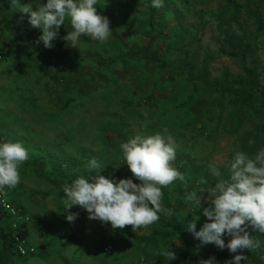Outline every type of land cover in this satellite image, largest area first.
Segmentation results:
<instances>
[{"label":"rangeland","instance_id":"rangeland-1","mask_svg":"<svg viewBox=\"0 0 264 264\" xmlns=\"http://www.w3.org/2000/svg\"><path fill=\"white\" fill-rule=\"evenodd\" d=\"M97 11L109 18L114 31L103 43L81 36L75 52L60 38L50 49L37 45L39 36L25 32L30 25L25 14L15 13L16 23L0 30V49H8L0 62V136L21 142L29 152L19 169L21 182L9 189L10 198L27 210L30 224L35 225L34 241L28 238L35 253L12 264L179 261L177 255L168 259L170 247L159 253L166 247L164 235L170 238L168 245L185 247L178 234L162 226L112 229L110 224L88 219L78 205L68 209L77 218L66 220L63 186L87 174L90 158L100 162L106 148L135 134L163 135L162 129L167 128L175 138L177 156L172 164L184 181L163 188L172 193L180 184L194 185V167L208 168L215 161L226 168L238 150V136L227 134L219 123L216 100L202 97L204 107L193 104L183 92L191 89L182 76L174 83L159 79L158 66L134 57L132 50H141L142 55L158 52L181 74L197 76L206 64L210 77L216 79L225 70L244 72L239 51L233 49L240 44L264 87V32L257 31L252 9L246 5L164 0L162 8H152L150 0H101ZM260 11L264 21V8ZM62 26L59 30L66 32L71 25L66 20L63 30ZM112 166L101 174L140 182L123 163V155ZM180 213L192 219L199 212L183 206ZM185 235L195 242L191 232L185 230Z\"/></svg>","mask_w":264,"mask_h":264},{"label":"clouds","instance_id":"clouds-1","mask_svg":"<svg viewBox=\"0 0 264 264\" xmlns=\"http://www.w3.org/2000/svg\"><path fill=\"white\" fill-rule=\"evenodd\" d=\"M101 0H9L11 8L26 14L30 26L40 30L36 44L54 47L61 25L67 20L72 30L62 37L69 47L79 48L80 37L106 42L112 29L109 19L97 11ZM36 4V8H33ZM152 8H162L164 0H150ZM153 134L138 133L122 142L119 147L126 163L139 183L132 178H113L101 174L104 165L90 158L85 165L87 174L76 176L61 189L66 220L73 222L77 216L68 212L78 205L88 213V219L110 224L112 229L132 230L147 228L160 220V214H171L163 206L162 189L174 181H184V175L173 166L177 156L175 138L167 128ZM248 143L255 144L250 138ZM29 159L26 147L18 141L0 139V191L16 187L21 182L20 166ZM227 178L222 166L209 162L208 169L216 180L198 190L189 191L185 201L200 205L206 221L197 230L196 220L187 222V230L201 245L213 244L234 254L224 264H244L250 252L264 250V241L250 236L248 227L264 235V146L255 154L236 150L227 165ZM207 206H203V205ZM230 239L225 243L223 237ZM171 251V250H170ZM168 259H175L171 251ZM201 260L199 264H208Z\"/></svg>","mask_w":264,"mask_h":264},{"label":"trees","instance_id":"trees-1","mask_svg":"<svg viewBox=\"0 0 264 264\" xmlns=\"http://www.w3.org/2000/svg\"><path fill=\"white\" fill-rule=\"evenodd\" d=\"M44 1L46 2V0ZM225 1L229 4L235 5L236 7H239L240 5H246L249 7V9H252V11L249 12L250 15L256 20L258 25L257 31L264 32V21L261 17L260 11L261 8H264V0ZM2 19V21H4L5 17ZM24 28L25 32L29 36L40 35V30L34 29L30 25H27ZM63 28L64 25L62 26V30ZM110 28L112 31H114L111 22ZM71 30V26L67 28L66 32H61V30H59L57 38H60L64 44L68 45L67 42L62 39V37H64L67 32ZM235 48L239 51V53H237L242 58L244 72L241 74H233L230 71L225 70L222 72L220 77L216 79H212L210 77L206 64L203 65L201 74L194 76L193 74H186L185 72L184 74H181L182 71L179 68L170 65L169 61L158 52H151L142 55L141 50H132L131 53H133V56L136 58H140L157 65L158 74H155V76L159 79H165L170 83H174L179 77L182 76L186 81V85L191 89L187 90L188 88L186 87L183 92L186 95L185 97L188 100H191L193 104L197 105V103H202V97H209V99L213 98L212 103H214L216 100V106L219 107L218 119L220 125L227 134L231 136H238V150H243L249 155H253L258 148L264 146V87L262 86L261 80L259 79V74H256L254 68L247 64V53L242 49V46L240 44L233 45L234 50ZM70 49L73 52L76 51V48L70 47ZM148 99L149 101L151 100V98ZM183 102L188 103L186 100ZM204 104L205 102L202 103L203 107ZM203 110H205V108H203ZM224 112L225 114H223ZM247 125H251V128L246 129ZM250 138L255 139L256 143L250 145L248 143ZM0 139L9 140L7 136H0ZM120 144L117 143L115 147L111 148L110 150H107L106 148L105 152L101 156L100 161L105 166L104 169L113 167L112 163L114 160L122 155L119 147ZM111 150H113L115 154ZM193 171L195 172L196 176L194 179L196 182L193 186L180 184L175 188L173 193L169 190L165 191L162 189V204L165 208L171 209V214H160V220L155 223L153 227L162 226L165 229L172 230L175 234H178V236L183 239L185 242V247L168 245L166 240H169L170 238L169 236L164 235L163 237L165 238V242H163L162 245L166 247L160 249L159 253L162 254L166 248L170 247V250H173L175 255L179 257V261L175 264H199L201 260H209L208 264H224L226 260L231 259L232 255H234L230 253L227 248L221 250L211 243L201 245L199 240L194 238L195 242H192V238L188 239V237L185 235L188 221L196 220L197 230H199V228L206 221V218L203 216L201 211L202 206L186 202V194L189 191L197 190L198 188L196 186H198L200 189L205 187L206 184L214 183L216 180L215 177L210 175L208 168L195 169L194 167ZM222 171L224 173V178H227V168H222ZM173 199L175 200L174 205L172 203ZM183 206L196 207L199 213L191 219L190 214L183 215L180 213ZM203 206L207 205L205 204ZM28 226L29 224L23 229L15 230L12 227L9 216L0 210V264H12L17 258L22 259L26 257L22 256L17 251L15 233H19L24 239L28 238ZM248 232L250 236H254L256 239L264 241V235L255 233L251 226L248 227ZM228 240L229 239H225L226 244ZM244 254L248 256V260L245 262V264H264V250H256L252 252L244 250ZM241 264H244V262L242 261Z\"/></svg>","mask_w":264,"mask_h":264},{"label":"built area","instance_id":"built-area-1","mask_svg":"<svg viewBox=\"0 0 264 264\" xmlns=\"http://www.w3.org/2000/svg\"><path fill=\"white\" fill-rule=\"evenodd\" d=\"M6 56V52H0V62H3ZM0 210L9 216L12 227L15 230L23 229L31 222V216L28 214L27 210L10 198L9 189L0 191ZM15 238L17 241V251L22 256H29L35 253V248L29 243L28 238H22L19 233H15ZM108 251L109 253L111 252V250Z\"/></svg>","mask_w":264,"mask_h":264},{"label":"crops","instance_id":"crops-1","mask_svg":"<svg viewBox=\"0 0 264 264\" xmlns=\"http://www.w3.org/2000/svg\"><path fill=\"white\" fill-rule=\"evenodd\" d=\"M22 3H26V2H22ZM15 13L21 14L19 10H15L14 8H11L9 0H0V30H3V29L4 30H8V29L11 28L12 25H14L16 23L15 22V19H16ZM4 17H5V20L2 21L3 20L2 18H4ZM7 50L8 49H6V51ZM1 52H3V51H1ZM34 229H35V225L34 224H29L28 230H29L30 235H29L28 238L34 237L33 236ZM31 240L34 241L33 238ZM35 245L38 246V244H35Z\"/></svg>","mask_w":264,"mask_h":264}]
</instances>
